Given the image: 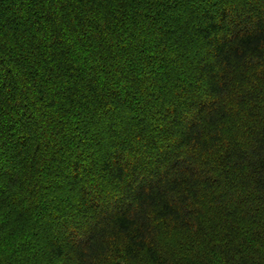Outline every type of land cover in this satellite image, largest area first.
Returning a JSON list of instances; mask_svg holds the SVG:
<instances>
[{"label":"trees","instance_id":"16d2710c","mask_svg":"<svg viewBox=\"0 0 264 264\" xmlns=\"http://www.w3.org/2000/svg\"><path fill=\"white\" fill-rule=\"evenodd\" d=\"M231 22L219 0H0V52L7 38L14 45L10 60L21 69L22 82L31 85L28 94L21 91L0 56V183L23 179L30 198L29 206L15 213L18 231L10 233L25 241L17 249L22 264H56L63 256L58 213L80 187L84 159L107 155L127 132L150 136L157 116L180 122L179 107L169 110L174 89L193 86L191 73L204 41L213 48L209 55H225L231 41L209 37ZM252 22L237 25L233 39ZM255 23L264 24V12ZM122 156L117 151L109 159L118 166ZM168 160L169 170L179 164L172 154L159 162ZM158 182L137 185L133 177L125 197L101 212L105 218L126 214V201ZM4 195L0 190V200ZM97 208L93 203L88 210ZM216 250L218 244L209 248ZM149 258L154 259L151 250Z\"/></svg>","mask_w":264,"mask_h":264},{"label":"clouds","instance_id":"9594fccd","mask_svg":"<svg viewBox=\"0 0 264 264\" xmlns=\"http://www.w3.org/2000/svg\"><path fill=\"white\" fill-rule=\"evenodd\" d=\"M219 2L232 22L209 40L231 41L225 55H209L213 48L204 41L193 86L175 88L176 99L165 106L179 107V123L157 116L150 136L127 132L107 155L84 159L80 187L58 213L64 254L56 264H264V24L255 23L264 0ZM248 18L253 22L233 39L236 26ZM3 43L2 67L13 69L19 89L28 94L31 85L9 58L14 45L7 38ZM193 102L204 110L189 108ZM117 151L123 154L118 166L109 159ZM163 154H172L178 166L169 170L171 160L159 162ZM133 177L137 185L159 182L128 199L126 214L105 218L101 210L125 197ZM0 190V264H22L17 249L25 241L10 233L18 231L15 213L29 206V189L21 179L0 183ZM93 203L98 208L88 210ZM217 244L219 250L209 251Z\"/></svg>","mask_w":264,"mask_h":264}]
</instances>
